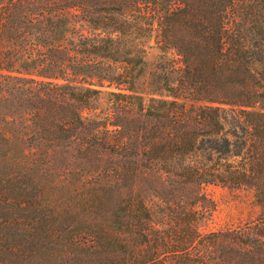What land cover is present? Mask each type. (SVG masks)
I'll return each mask as SVG.
<instances>
[{
  "label": "trees",
  "instance_id": "obj_1",
  "mask_svg": "<svg viewBox=\"0 0 264 264\" xmlns=\"http://www.w3.org/2000/svg\"><path fill=\"white\" fill-rule=\"evenodd\" d=\"M0 264H264V0H0Z\"/></svg>",
  "mask_w": 264,
  "mask_h": 264
},
{
  "label": "rangeland",
  "instance_id": "obj_2",
  "mask_svg": "<svg viewBox=\"0 0 264 264\" xmlns=\"http://www.w3.org/2000/svg\"><path fill=\"white\" fill-rule=\"evenodd\" d=\"M146 47L145 64L135 92L149 105L151 99L160 94V86L153 82V74L157 72V66L162 61V53L153 42L147 43ZM204 192L214 207L199 224V231L203 235L238 228L253 222L259 216L261 208L251 192L214 185L206 186Z\"/></svg>",
  "mask_w": 264,
  "mask_h": 264
}]
</instances>
